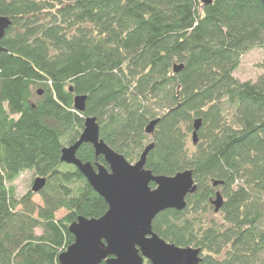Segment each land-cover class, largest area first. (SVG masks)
Returning a JSON list of instances; mask_svg holds the SVG:
<instances>
[{"label":"trees","instance_id":"16d2710c","mask_svg":"<svg viewBox=\"0 0 264 264\" xmlns=\"http://www.w3.org/2000/svg\"><path fill=\"white\" fill-rule=\"evenodd\" d=\"M0 15V264H59L70 225L109 209L62 159L91 115L130 162L153 142L155 175L193 171L186 207L153 220L162 239L199 247L202 264H264V53L256 80L235 74L264 50V1L0 0ZM77 156L108 165L93 143ZM25 171L46 178L38 192L18 194Z\"/></svg>","mask_w":264,"mask_h":264},{"label":"water","instance_id":"95a60500","mask_svg":"<svg viewBox=\"0 0 264 264\" xmlns=\"http://www.w3.org/2000/svg\"><path fill=\"white\" fill-rule=\"evenodd\" d=\"M11 23L10 17L0 15V50ZM181 67L180 64L175 65V71ZM86 100V95L75 96V108L85 111ZM85 120L83 133L74 144L63 148L62 159L80 170L90 185L105 198L109 209L101 217L79 216L70 225L75 240L60 254L59 264H100L103 261L107 264H145V260L151 264H202L199 247L170 243L152 227L155 216L162 210L186 207V197L197 187L193 171L186 169L172 176L155 175L146 168L153 142L145 147L137 161L130 162L101 139L95 116ZM158 120H151L147 125L149 133H153ZM200 125L201 120L197 119L193 132L195 143ZM85 142L93 143L95 153L103 155L108 165L81 161L77 151ZM45 182V177L38 176L32 190L39 191ZM151 182L156 186L153 187ZM217 183L219 181L215 185ZM221 201L219 193L214 202L216 210Z\"/></svg>","mask_w":264,"mask_h":264},{"label":"rangeland","instance_id":"374dc122","mask_svg":"<svg viewBox=\"0 0 264 264\" xmlns=\"http://www.w3.org/2000/svg\"><path fill=\"white\" fill-rule=\"evenodd\" d=\"M264 50L260 47H255L254 49L247 51L242 56V61L237 70L235 71V74L237 77H239L240 80H256L257 75L261 72V68L259 67V63L263 58ZM65 164H62V167L64 168ZM38 176L34 175L31 171H25L23 172L19 178L14 182L18 194L22 195L25 192H27L30 189H33V185L35 182V179ZM38 192V191H37ZM34 200L37 203H42L41 196L39 194H36L34 196ZM65 213V210H60L57 213V216H62ZM41 231L40 229L38 230ZM145 264H148L147 260H145Z\"/></svg>","mask_w":264,"mask_h":264}]
</instances>
